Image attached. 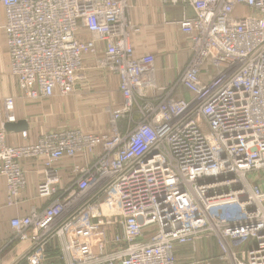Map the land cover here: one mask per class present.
I'll return each instance as SVG.
<instances>
[{"label":"built area","instance_id":"built-area-1","mask_svg":"<svg viewBox=\"0 0 264 264\" xmlns=\"http://www.w3.org/2000/svg\"><path fill=\"white\" fill-rule=\"evenodd\" d=\"M131 2L0 0L24 98L72 96L92 70L116 75L122 96L109 132L57 129L22 146L7 141L4 126L17 118L15 97L4 99L9 204L26 188V160L43 161L37 192L48 200L11 220L13 240L32 242L15 264H45L49 242L80 224L88 239L63 246L65 264H178L177 247L196 251L204 239L219 250L208 264H264V0H161L182 8L178 24L191 38L187 66L164 88L152 83L154 56L137 57L130 43ZM78 155L85 164L59 189L58 163ZM100 230L112 237L98 240V255L73 258Z\"/></svg>","mask_w":264,"mask_h":264},{"label":"crops","instance_id":"crops-1","mask_svg":"<svg viewBox=\"0 0 264 264\" xmlns=\"http://www.w3.org/2000/svg\"><path fill=\"white\" fill-rule=\"evenodd\" d=\"M182 8L164 7L161 0H132L129 20L134 26L130 43L137 57L152 55L155 58L152 83L157 88H164L174 82L187 66L191 55V38L184 34L178 24L182 19ZM192 15L191 10L188 11ZM5 12L0 4V129L4 126L5 110L4 99L15 97V116L17 122L25 121L27 129L22 132L6 131L7 141L12 146H22L36 142L38 137L46 132L71 128L88 132H109L110 110L122 104V96L118 91L119 80L116 75L101 76L94 70L79 82L77 92L72 96L56 95L49 99L30 100L24 98L18 88L17 80L11 74L8 55L6 34L4 31ZM87 83L97 87L100 100L97 98H83L81 90L88 87ZM149 97L158 94L153 86L145 88ZM70 116V117H68ZM121 126L123 123H120ZM26 132V138L22 133ZM101 148L97 150L99 154ZM95 155H90L87 160H94ZM82 155L74 160H63L57 167L61 176L59 189L66 186L73 177L75 165L85 164ZM27 185L22 191L20 199L10 205L6 181L0 177V264H15L22 260L31 250L30 239L13 240L15 230L11 226L14 218L29 215L34 210H43L48 205V200L38 195L37 187L44 175L42 160H26L23 163ZM86 227L82 224L78 229L66 234L55 236L46 247L45 264H65L63 246L77 240L88 239L83 231ZM89 227L88 230L94 231ZM95 232V247L85 254L79 251L72 252V257L79 260L85 257L97 256L99 249L98 240L111 239L108 231ZM202 252L219 256V250L214 240L204 239L198 245ZM178 264L194 256L191 246H180L175 249Z\"/></svg>","mask_w":264,"mask_h":264},{"label":"rangeland","instance_id":"rangeland-1","mask_svg":"<svg viewBox=\"0 0 264 264\" xmlns=\"http://www.w3.org/2000/svg\"><path fill=\"white\" fill-rule=\"evenodd\" d=\"M88 87H85L81 90V92H83L81 95L79 96H83V98H88V97H92V98H97L98 100H100V94L97 91V87H95L94 85H91L90 83H87ZM67 97V96H65ZM69 97V96H68ZM70 117V116H68ZM100 232H102L100 230ZM193 251V250H192ZM194 256L191 259V262L189 264H208L207 262L212 261V259L215 258L216 255H212L210 253H206V252H202V250L200 251L199 248L196 251H193ZM216 263V262H215ZM180 264H188V260L185 262H180Z\"/></svg>","mask_w":264,"mask_h":264},{"label":"water","instance_id":"water-1","mask_svg":"<svg viewBox=\"0 0 264 264\" xmlns=\"http://www.w3.org/2000/svg\"><path fill=\"white\" fill-rule=\"evenodd\" d=\"M4 128L6 131L22 132L27 129V124L25 121H21L17 123H6Z\"/></svg>","mask_w":264,"mask_h":264}]
</instances>
